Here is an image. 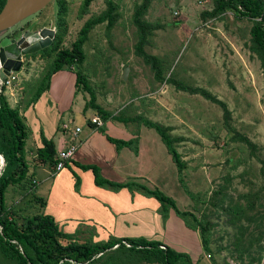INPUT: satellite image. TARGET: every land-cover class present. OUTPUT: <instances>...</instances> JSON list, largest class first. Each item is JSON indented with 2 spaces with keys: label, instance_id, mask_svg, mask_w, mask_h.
I'll return each mask as SVG.
<instances>
[{
  "label": "rangeland",
  "instance_id": "rangeland-1",
  "mask_svg": "<svg viewBox=\"0 0 264 264\" xmlns=\"http://www.w3.org/2000/svg\"><path fill=\"white\" fill-rule=\"evenodd\" d=\"M59 1L51 0L29 19L34 23L40 21L37 25L42 27L55 29ZM62 1L65 33L59 48L69 45L86 18L106 9L105 0H95L87 13L80 14L81 0ZM112 1L116 5L118 20L109 30L102 23L87 34L89 36L82 45L85 58L80 65L81 72L97 97L95 101L106 110L124 117L143 116L165 128L169 126L167 132L172 137L182 138L173 146L185 164L181 179L191 198L179 185L176 169L172 177L171 172L164 168L168 164L172 168L174 165L157 132L142 126L144 135L161 147L159 151L151 150L152 154H157L159 165L162 166L159 177L153 181V188H163L164 191H161L173 199L177 208L196 209L197 214H204L211 222L208 251L203 249L199 233H195V238L185 239L186 248L175 249L170 246L184 260L178 264H193L195 261L197 264H264V218H261L262 224L258 228L250 224L243 237H239L238 223L231 225L233 216L220 207L223 201L225 206L237 204L245 215L264 214V164H261L264 162V81L259 61L247 49L250 21L239 19L231 12L217 18H203L201 13L213 7L211 0H150L143 17L161 27L151 33L144 49L160 59L164 75V81L161 82L154 78L150 65L134 49L137 33L131 16L143 0ZM34 53L29 61L26 56V65L21 69L24 73L20 71L18 77L11 79V86L5 90V93H11L12 89L20 87L21 104L33 95L53 55L50 51L47 55ZM170 79L189 86L203 87L223 100L231 111V126L257 147L255 156H250L239 141L231 139L233 132L225 128L219 105L199 94L176 89ZM164 85L167 87L165 91L161 90ZM73 92L77 93L73 109L63 114V118H72L73 121H69L71 129L58 130L57 136L62 140V147L58 150L69 146L71 140L74 149H77L86 136V119L94 113L91 107L83 108L89 95L80 88L75 89L74 85ZM160 94L170 102L171 112L160 106L157 100ZM124 124L128 126L127 131L134 130L135 136L137 122ZM74 125L80 128L79 132L72 133ZM29 134L25 141V157L32 167L37 143H33L32 135L29 137ZM143 162L140 159V163ZM8 165V161L2 159L0 172L7 171ZM36 177L40 182L35 192L38 196L36 193L45 187L41 182L45 176L37 172ZM224 178L229 181H224ZM29 181L12 186L14 188L9 187L6 193V204L13 206L16 218L22 219L26 215L42 212L40 205L34 202ZM32 183L35 185L36 181ZM222 185L226 186L224 195L213 196V191ZM253 193H258V201L249 211L245 209L242 195ZM232 220H236V217ZM241 222L246 224L243 220ZM81 228L77 234L78 241L83 242L88 237L92 239L89 227ZM95 229L102 235L98 228ZM91 230L95 234L94 228L91 227ZM101 239L104 241V238ZM258 255L260 259L256 260ZM109 256L106 253L101 259L102 264L108 262L106 258ZM3 263L0 258V264ZM133 264L158 263L134 261Z\"/></svg>",
  "mask_w": 264,
  "mask_h": 264
},
{
  "label": "trees",
  "instance_id": "trees-1",
  "mask_svg": "<svg viewBox=\"0 0 264 264\" xmlns=\"http://www.w3.org/2000/svg\"><path fill=\"white\" fill-rule=\"evenodd\" d=\"M95 0H81L79 4V13H87L90 4ZM212 9L202 12L201 16L208 18H217L218 16L231 12L239 19H247L250 21L249 38L247 49L254 54L259 61V68L262 79L264 81V1L263 0H211ZM150 0H143L138 5L131 16V20L136 28L137 39L134 49L145 63L149 64L154 78L157 81H164V75L161 69L160 59L151 53L145 51L144 46L148 42V38L155 29L161 27L160 24H153L144 19V14L149 7ZM5 3V0H0V10ZM64 2H58L55 32L48 46L41 49L42 54L47 55L53 52L50 60V66L42 75L40 82L30 97L26 106L30 105L39 94L47 90L51 75L59 70H71L74 73L75 89L80 88L85 91L89 98L84 103L83 108L91 107L97 110L99 116L104 123L109 119H114L120 122H137V132L134 137L129 139H121L110 136L104 127H101L106 137L116 146L117 150L124 147L129 148L134 154L138 152V143L140 133L139 128L146 126L154 129L159 135L162 144L165 146L169 154L172 164L177 173L178 183L183 188L186 195L190 194L184 189L181 172L185 167L179 154L174 149V143L182 138L171 136L167 132V128L161 126L150 119L143 116L124 117L121 114H113L103 108L102 105L95 101V94L88 85L85 74L81 72L80 65L82 64L85 54L82 49L83 42L86 40L87 34L97 25L105 23L106 28L111 29L118 20L119 15L116 13V5L112 0H105L106 9L98 15L86 18L79 27L75 38L69 45L59 48V42L65 33V26L62 20V12L64 10ZM169 80V78H167ZM176 89L188 92L190 94H199L205 99L219 105L222 109V118L225 128L233 132L231 139L239 141L247 149L250 156L254 157L257 152V147L244 134L237 132L229 123L231 120V111L227 104L219 99L215 94L200 86H189L179 82L178 80L170 79ZM5 86L0 90V156L8 161L9 169L5 172H0V258L3 264H102L101 259L109 253L106 258V264H133L134 261L144 263L158 264H178L184 262L180 259V254L175 253L173 248L165 246L160 241L155 239H146L144 237H125V238H109L106 241H93L89 237L84 241H78L77 234L79 230L73 232L63 231L49 214L37 213L34 215H26L22 219L16 218L13 206L6 204V193L9 187L21 185L24 181L30 182V191H32L34 202L40 205L44 204L43 200L35 196V185L32 183L34 171H30V165L25 157V141L28 138L29 127L25 122L24 115L20 112L18 106L12 107L5 94ZM74 94V93H73ZM169 131V128H168ZM39 135L40 146L35 149L34 168L37 166L47 165L55 172L54 168L57 163V156L51 138H45L41 133ZM7 147V148H5ZM35 162V163H34ZM63 162V165H66ZM261 164H264L262 161ZM82 170L91 172L95 185L103 187H111L112 189L127 188L130 191H141L147 197H154L160 202L162 216L164 221L168 217L170 209L173 210L190 229L197 230L201 237L203 249L209 250V238L211 230V222L204 214H197L196 209H179L174 206L173 199L165 195L158 188L149 187L142 179H126L122 183H114L105 179L100 174L98 166L87 164H77ZM29 179V180H28ZM77 179L75 184H77ZM224 181H229L224 178ZM22 187V186H21ZM14 188V187H12ZM225 185L213 191V196L224 195ZM191 198V196H190ZM223 198V196H222ZM245 201V209L252 210L258 201V193L242 195ZM221 201V208L227 211L229 215L236 217V220L230 219L231 225L238 223L239 237L247 231L250 224L258 228L262 224L261 218L264 214L245 215L242 208L237 204L224 205ZM192 211V212H191ZM246 222L243 223L241 221ZM264 238V237H263ZM240 239V238H239ZM129 243L126 246L125 243ZM116 254V255H113ZM260 259V255L256 260ZM186 264V263H182ZM197 262L195 261V263Z\"/></svg>",
  "mask_w": 264,
  "mask_h": 264
},
{
  "label": "crops",
  "instance_id": "crops-1",
  "mask_svg": "<svg viewBox=\"0 0 264 264\" xmlns=\"http://www.w3.org/2000/svg\"><path fill=\"white\" fill-rule=\"evenodd\" d=\"M29 22L34 23L31 19ZM73 85L74 73L65 69L54 72L50 77L47 90L42 91L28 106L26 104L30 97L25 100L24 104L19 101L22 97L20 87L12 89L11 93H5L9 104L12 107L20 108L26 124L32 130L29 137L32 135L33 143H37L36 147L40 146L37 133L52 139L56 155L68 147L67 145L64 149L58 150L62 147V140L57 136V132L58 130L71 129L69 121L72 122V118H63V114L69 113L73 109L74 98L77 95L76 92H73ZM166 89L165 85L161 88L163 91ZM160 98L157 99L160 101V106L164 109L166 107L171 112L170 102L163 99L161 94ZM93 111L91 117L99 116L97 110ZM88 119H86L88 124L86 125L85 138L80 141L77 149L60 171L51 175L54 171L47 165L37 168H34L33 165L30 167V171H34L33 180L36 181L35 192L40 184L36 173L40 172L45 176L41 181L45 187L36 193L39 197L35 195L44 202L40 207L41 213L51 215L58 226L66 232L74 230L80 232L81 227H89L93 241H97V239L102 241L101 238L106 241L109 238L144 237L149 241L155 239V241H160L165 246H172L175 249L186 248L185 239L195 238V233L199 232L186 227L172 209L164 221L160 202L154 197H147L139 190L132 192L127 188L112 189L95 185L91 172L77 166V164L98 166L100 174L114 183H122L126 179L132 178L142 179L149 187H154L153 181L159 177L162 166L159 165L157 154L155 156L151 150L159 151L160 145L149 140L144 135L143 127H140L139 130L143 132L139 135L137 154L126 147L117 150L116 146L110 143L103 133L101 127H104L110 136L121 139L132 138L134 130L127 131L126 124L112 118L105 123L103 121L100 126L89 123ZM115 134L124 137H118ZM140 159L144 160L142 164ZM164 168L171 172V175L173 172L175 176V167L172 168L168 164ZM76 179L78 180L77 184H75ZM160 189L164 191L163 188ZM170 215L172 216L170 217ZM91 227L94 228L95 234ZM95 228H98L102 235H99Z\"/></svg>",
  "mask_w": 264,
  "mask_h": 264
},
{
  "label": "water",
  "instance_id": "water-1",
  "mask_svg": "<svg viewBox=\"0 0 264 264\" xmlns=\"http://www.w3.org/2000/svg\"><path fill=\"white\" fill-rule=\"evenodd\" d=\"M51 0H5L0 10V33L18 28V26L29 19L31 15L39 11ZM32 23L30 27L22 30L18 36L13 38L4 37L0 39V79L4 81L11 72L19 74L26 65L25 58L29 54L37 52L51 42L55 30L53 28L40 26ZM36 27L33 28L32 27ZM29 61V60H28ZM0 156V162L2 160Z\"/></svg>",
  "mask_w": 264,
  "mask_h": 264
},
{
  "label": "built area",
  "instance_id": "built-area-1",
  "mask_svg": "<svg viewBox=\"0 0 264 264\" xmlns=\"http://www.w3.org/2000/svg\"><path fill=\"white\" fill-rule=\"evenodd\" d=\"M18 77V74L16 72H11L4 81H1L0 79V90L2 86H5V88L10 87L11 86V79ZM89 123L94 124V125H102L103 124V119L100 116H93L89 118ZM77 133L79 132V127L78 126H74L72 133ZM75 149H74V145L72 144V140H71V144L63 151H59V153L56 155L57 156V163L55 165L54 170L56 172L60 171L63 168V162L68 161L70 159V157L73 155ZM125 243V242H124ZM126 246H129V243H125Z\"/></svg>",
  "mask_w": 264,
  "mask_h": 264
},
{
  "label": "flooded vegetation",
  "instance_id": "flooded-vegetation-1",
  "mask_svg": "<svg viewBox=\"0 0 264 264\" xmlns=\"http://www.w3.org/2000/svg\"><path fill=\"white\" fill-rule=\"evenodd\" d=\"M29 21H30V19H27L26 21L22 22L18 26V28H12L10 30H7V31L0 33V39H2L4 37L13 38L14 36H18L22 30L27 29L28 26L30 27L32 22L30 23ZM32 27H33V25H32ZM33 28H36V27H33ZM39 28H40V25H39ZM39 51H41V50H39ZM39 51H37V52H39ZM33 54H35V53L29 54L27 60H30L31 59L30 56H32Z\"/></svg>",
  "mask_w": 264,
  "mask_h": 264
}]
</instances>
